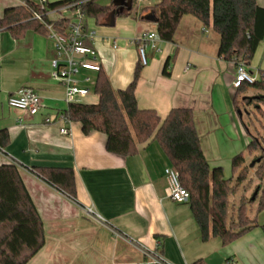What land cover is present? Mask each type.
Masks as SVG:
<instances>
[{
    "label": "crops",
    "instance_id": "obj_1",
    "mask_svg": "<svg viewBox=\"0 0 264 264\" xmlns=\"http://www.w3.org/2000/svg\"><path fill=\"white\" fill-rule=\"evenodd\" d=\"M20 1L0 0V22L5 10L20 6ZM141 1V9L116 15L114 25L107 18L95 19V26L90 22L94 17L87 16L88 26L96 30L94 45L102 69L116 90L132 82L140 60L130 39L156 30L155 23L143 16L162 0ZM257 1L264 7V0ZM158 45L157 50H148L149 62L142 66L136 84L139 107L154 109L162 118L173 108L192 109L210 167L230 166L248 140L242 123L248 132L249 128L240 110L241 125L237 121L236 65L219 55L220 34L195 16L185 15L174 40ZM54 56L55 41L47 34L33 28L16 33L0 24V129L9 133L0 164L21 165L45 231L44 246L26 264H144L145 249L161 253L173 264L198 260L200 264H264L261 226L228 244L220 237L202 239L189 201L180 203L169 196L164 169L172 163L157 141L138 144L135 155H117L107 150L105 133L86 134L81 122L59 120L68 104L65 85L52 76ZM168 60L169 74L165 73ZM247 66L254 75L255 67L264 71V40ZM22 88L41 96L43 106L37 114L8 104L9 96ZM247 92L244 97L258 94ZM87 97V103L99 101L95 93ZM47 118L52 121L47 123ZM65 125L68 134L61 132ZM37 166L73 168L76 197L34 173L31 168ZM88 208L94 214H88Z\"/></svg>",
    "mask_w": 264,
    "mask_h": 264
},
{
    "label": "trees",
    "instance_id": "obj_2",
    "mask_svg": "<svg viewBox=\"0 0 264 264\" xmlns=\"http://www.w3.org/2000/svg\"><path fill=\"white\" fill-rule=\"evenodd\" d=\"M78 0H62L50 3L52 7ZM82 11L98 22L106 20L115 11L116 15L129 14L131 10L119 11L113 3L100 4L97 0L80 3ZM33 6H16L5 10L0 22L14 32L33 28L48 33L45 25L33 19ZM158 17L156 32L165 41H173L178 26L185 15H193L205 26H211L220 34L219 55L227 60L242 58L246 63L254 56L264 40V7L257 0H162L150 7ZM170 60L166 63L165 73ZM139 60L134 79L124 89L116 90L103 69L96 76L94 92L97 103H72L65 110L72 121L82 123L84 133L101 131L107 135V150L113 154L131 156L138 153V144L157 141L175 167L183 185L190 192L189 203L201 228L202 239L222 238L231 243L258 224L247 211L249 198H242L237 214H230V197L244 180L247 167L246 156L239 153L232 160L238 173L236 181L227 179L222 166L211 168L203 151L194 112L190 108H173L162 118L154 109H142L138 105L136 84L142 69ZM254 87L264 90V79L253 83L243 82L237 88L236 107L240 102L252 103L258 99L264 103V94L258 93L238 99L241 92ZM247 126V124H246ZM9 142L7 129H0V149ZM252 155L258 150L257 175L264 181V146L260 138L252 135L249 143ZM31 170L53 186L76 197L75 172L73 168L37 166ZM262 189V187H261ZM259 194V193H258ZM257 194V195H258ZM264 207V196L259 203ZM45 244L44 222L23 180L21 165L17 162L0 164V264H26ZM201 260L194 262L200 264Z\"/></svg>",
    "mask_w": 264,
    "mask_h": 264
},
{
    "label": "built area",
    "instance_id": "obj_3",
    "mask_svg": "<svg viewBox=\"0 0 264 264\" xmlns=\"http://www.w3.org/2000/svg\"><path fill=\"white\" fill-rule=\"evenodd\" d=\"M87 0H78L65 5L52 7L49 0H21L20 6L33 8V19L42 22L48 30V37L55 41V56L53 57L52 76L65 85V100L67 104L84 103L87 96L94 94V85L97 73L102 69L98 51L94 45L96 30L88 26L87 15L82 11L80 3ZM162 39L156 30L145 31L134 38L130 43L136 45L142 65L149 62L148 50H157ZM117 48V41L114 40ZM236 76L233 85L238 88L243 82L253 83L257 78L239 57L234 58ZM264 79V71L261 74ZM92 83L91 86L87 83ZM96 94V93H95ZM8 104L30 115L37 114L43 106L41 96L31 88H22L16 94L9 96ZM59 120L71 123V119L62 112ZM51 118L46 122L50 123ZM64 134L70 133L65 125L61 128ZM5 150L0 149V152ZM15 162V161H12ZM164 176L170 198L176 202H187L190 199L189 190L183 185L178 170L171 166L164 169ZM88 214H94L92 208ZM144 264H173L161 253L145 249Z\"/></svg>",
    "mask_w": 264,
    "mask_h": 264
},
{
    "label": "rangeland",
    "instance_id": "obj_4",
    "mask_svg": "<svg viewBox=\"0 0 264 264\" xmlns=\"http://www.w3.org/2000/svg\"><path fill=\"white\" fill-rule=\"evenodd\" d=\"M99 2L101 4L106 5L107 3L111 2V0H100ZM143 5H144L143 1L134 0L132 6L133 12H135L137 9H141ZM149 12H151L150 9L148 10L147 13ZM90 22L91 23L93 22V24L95 25L96 24L95 18H90ZM253 71L255 72V75H257L256 78L261 77L262 71L260 70V68L255 67V70ZM87 85L91 86L92 83L91 82L87 83ZM253 92L264 94V90H257L254 87L248 88L247 93L251 94ZM244 95H245L244 92H241L238 96V99L242 101ZM88 99H90V97H87V100ZM251 101L252 103L250 105L248 103L240 102L239 109L237 107L235 108V114L237 116V121L239 122V124L241 125V119L238 110L242 112L243 118L247 124V127L249 128V132H248L242 123L241 125L243 128L242 130L244 134L248 135V140L245 142L243 149L239 152V153H243L246 156V159H248V163L244 164V166L247 167L244 180L240 183L238 191L230 197V203H231L230 214L236 216L237 208L240 206L242 198H246V199L249 198L250 200L251 198L252 199L256 198L254 201L252 202L249 201L247 203V211L249 216L255 219V221L258 224L264 225V207L260 208L259 206V203L262 200V197L264 196V181L261 182L260 185V178L258 177L256 172L258 163L251 166L253 160L259 157L263 153V151L258 150L251 155L248 148L249 143L252 141V135H255L258 138H260L264 146V103L260 102L258 99H254V100L252 99ZM250 156L252 158H250ZM223 169H224L225 178L227 179L231 178L233 179V182H235L238 173H236V171L233 169L232 164L230 166H226V168L223 167ZM257 190L259 194L257 193L258 195L257 194L255 195Z\"/></svg>",
    "mask_w": 264,
    "mask_h": 264
},
{
    "label": "water",
    "instance_id": "obj_5",
    "mask_svg": "<svg viewBox=\"0 0 264 264\" xmlns=\"http://www.w3.org/2000/svg\"><path fill=\"white\" fill-rule=\"evenodd\" d=\"M114 4L119 7V11H123L125 9L131 10L133 6V0H113ZM109 21L111 25L115 24V17H116V12L113 11L110 14ZM143 19L150 21V22H157L158 17L156 15V12L154 10H151V12L145 14L143 16ZM255 164V161H253L252 166ZM258 193V190L256 191L255 195Z\"/></svg>",
    "mask_w": 264,
    "mask_h": 264
}]
</instances>
